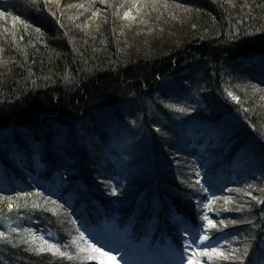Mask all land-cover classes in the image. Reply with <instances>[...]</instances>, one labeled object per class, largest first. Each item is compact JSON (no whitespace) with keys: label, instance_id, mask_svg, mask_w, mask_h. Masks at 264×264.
Here are the masks:
<instances>
[{"label":"trees","instance_id":"16d2710c","mask_svg":"<svg viewBox=\"0 0 264 264\" xmlns=\"http://www.w3.org/2000/svg\"><path fill=\"white\" fill-rule=\"evenodd\" d=\"M259 200L264 0H0V264H264Z\"/></svg>","mask_w":264,"mask_h":264},{"label":"rangeland","instance_id":"374dc122","mask_svg":"<svg viewBox=\"0 0 264 264\" xmlns=\"http://www.w3.org/2000/svg\"><path fill=\"white\" fill-rule=\"evenodd\" d=\"M131 232L118 231L115 234L107 231L103 232L101 228L95 229L90 235L92 241V247L98 251L96 261L98 264H158V263H169L160 254V259L157 258L159 255L156 251H148L151 249L149 243L135 244L129 241L126 237ZM197 244L191 243L189 253L192 255L197 252ZM100 251V252H99ZM119 259V260H116ZM190 257L188 261L179 257L175 260H171L170 263L179 264H190Z\"/></svg>","mask_w":264,"mask_h":264},{"label":"snow or ice","instance_id":"6c2138e0","mask_svg":"<svg viewBox=\"0 0 264 264\" xmlns=\"http://www.w3.org/2000/svg\"><path fill=\"white\" fill-rule=\"evenodd\" d=\"M229 95H231V93ZM233 99H237L238 100L237 97H233ZM180 111L181 112H184L185 109L181 108ZM157 131H159V129H157ZM212 134H219V133L218 132H214ZM109 187H110V194L113 195V196L117 195V189L115 187H111V185H109ZM204 191L207 192L208 189L205 188ZM253 199H256V198L253 197ZM53 203H55V201H53ZM259 203L264 204V200H259ZM62 207H63V205H62ZM205 207H207V205H205ZM204 219L207 221V223H208V225L210 227H213V228L216 227L215 223L212 220H210L207 216H205ZM220 223L223 224L224 222L223 221H220ZM232 223L235 224L236 221L233 220ZM225 227H226V225H225ZM3 235L4 234L2 232H0V237H2ZM80 235L83 238L84 234L83 233H80ZM41 239H43V237H41ZM205 240H207V237H205ZM44 243L48 245L49 249H52V250H55V251H60V249L57 247V245L55 243L49 244L48 240H44ZM41 251H43V249H41ZM209 254L210 253L208 251H205L203 253V255H209ZM61 255H64V253H61ZM217 255H223V253H217ZM68 258L71 259V256H69ZM225 259H227V257H225Z\"/></svg>","mask_w":264,"mask_h":264}]
</instances>
